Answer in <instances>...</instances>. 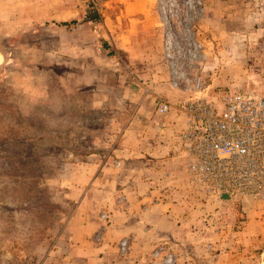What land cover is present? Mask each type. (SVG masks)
Segmentation results:
<instances>
[{"label": "rangeland", "instance_id": "rangeland-1", "mask_svg": "<svg viewBox=\"0 0 264 264\" xmlns=\"http://www.w3.org/2000/svg\"><path fill=\"white\" fill-rule=\"evenodd\" d=\"M237 90L264 97V0H0V264H264V201L210 196L186 171L161 184L174 165L133 173L172 207L165 229L133 234L98 200L99 166L130 162L119 147L186 170L175 106Z\"/></svg>", "mask_w": 264, "mask_h": 264}, {"label": "built area", "instance_id": "built-area-1", "mask_svg": "<svg viewBox=\"0 0 264 264\" xmlns=\"http://www.w3.org/2000/svg\"><path fill=\"white\" fill-rule=\"evenodd\" d=\"M172 106L155 100L159 113ZM175 108L186 117L179 140L191 185L216 198L264 201V97L237 90L220 99L191 97Z\"/></svg>", "mask_w": 264, "mask_h": 264}, {"label": "crops", "instance_id": "crops-1", "mask_svg": "<svg viewBox=\"0 0 264 264\" xmlns=\"http://www.w3.org/2000/svg\"><path fill=\"white\" fill-rule=\"evenodd\" d=\"M180 119L181 123L180 126L181 128L183 126H185V121L184 118H177ZM150 140V139H149ZM138 146H134L133 149H128V148H121L119 147L118 149H114V151L117 153L115 155L117 156H122L123 153H126L124 155H129L130 158V162H125L121 159V161L117 162L118 165L115 164H102L99 166V170L100 171H104V173H100L99 177H98V181H99V185L100 187V192H99V204L101 206V208H108V210H113V215H119L121 216V219L126 218L128 216V214L131 213V216H134V218H130V225L132 226L129 231L133 234H140L142 231H146L148 234L154 232L156 230V227L158 229H160V227L155 226V225H161V229H165L166 225L168 224L166 221V218L168 219L169 217H171V211H172V207L171 209H169L170 207H168L169 204L162 203V206L158 207L161 208L163 210H155L157 208H155L157 205V203L154 200H158L157 196H155L156 192H155V188L151 189L153 187L154 184H156L155 179L154 180H148L146 182L140 180V184H142L144 186V189L142 190V192H140L136 187V185H139L138 180L136 179V177L133 176V173L136 175H139L140 173H144L145 171H148L146 176L147 177H156V180H158L157 176H159L158 174L160 173V171H162V169H165V167L168 166H175L174 168V172L177 174V180H173L175 181V183L173 184V182L169 179V177L172 178V172H167L168 174V178L165 182L164 179H162V183L161 184H169L170 186H179L181 187L180 189H182L183 186H185V184L187 183V174H186V170H185V166L183 167L182 165L179 164V162H175V159H169L166 160L165 158L162 160H154L153 158H150L151 156L155 155V151L152 152V150L156 149L153 147V149H149L147 150L146 147H141L140 149L137 148ZM146 148V149H145ZM144 150V151H143ZM143 151V152H142ZM141 153H148L149 155H151L150 157L146 156V159H143L144 156L142 158H137L139 157V154L142 155ZM162 154H160L161 156H164L166 154V151H162ZM133 154H138V156H132ZM127 157V156H126ZM136 157V158H135ZM121 162V163H120ZM123 163V165H122ZM173 166V167H174ZM145 167V168H143ZM157 168H160L159 170ZM162 168V169H161ZM120 169V170H119ZM132 171V172H131ZM146 173V172H145ZM131 174V175H129ZM131 178V180L129 181V183L126 182V178L128 177ZM166 175V174H165ZM174 177V174H173ZM137 180V181H135ZM97 181V182H98ZM172 182V183H171ZM91 184H95L94 179L92 180ZM151 187V188H150ZM140 188V187H139ZM91 189V188H89ZM145 191V193H144ZM182 195H185V192L181 193ZM182 195H179L178 197L181 198ZM222 198L227 197L225 194H221L220 195ZM121 197L120 200L126 199L124 200L127 201L129 200V204H131L130 208L128 209L127 212H124L123 209H119V206H111L109 202H114L116 203V199ZM163 201L166 202V199H164ZM146 203V204H145ZM117 204V203H116ZM145 204L144 207H140V205ZM121 207V206H120ZM126 208V207H125ZM169 211V213H166L165 211ZM121 211V212H120ZM146 213V215L148 216V224L144 225L142 224L143 222L140 219V214L141 213ZM126 215V216H125ZM164 218L163 221H161V223L157 224V220L155 221V218ZM154 218V219H153ZM146 228V229H145ZM70 247L72 248H79V247H86L87 249L90 248V250L92 249V244L90 242H85V241H74L70 243ZM57 247V245H53V249ZM90 253V252H89ZM94 258H88L86 259V263L84 264H93L94 263ZM75 260H77L74 256H61V258L56 261V264H75ZM55 264V263H54Z\"/></svg>", "mask_w": 264, "mask_h": 264}, {"label": "trees", "instance_id": "trees-1", "mask_svg": "<svg viewBox=\"0 0 264 264\" xmlns=\"http://www.w3.org/2000/svg\"><path fill=\"white\" fill-rule=\"evenodd\" d=\"M76 23V20H70V21H63V22H59L60 25H65V26H68L70 24H75Z\"/></svg>", "mask_w": 264, "mask_h": 264}]
</instances>
